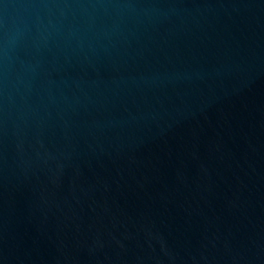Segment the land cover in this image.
Wrapping results in <instances>:
<instances>
[{
  "label": "water",
  "instance_id": "95a60500",
  "mask_svg": "<svg viewBox=\"0 0 264 264\" xmlns=\"http://www.w3.org/2000/svg\"><path fill=\"white\" fill-rule=\"evenodd\" d=\"M0 264H264V0H0Z\"/></svg>",
  "mask_w": 264,
  "mask_h": 264
}]
</instances>
